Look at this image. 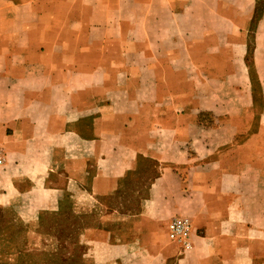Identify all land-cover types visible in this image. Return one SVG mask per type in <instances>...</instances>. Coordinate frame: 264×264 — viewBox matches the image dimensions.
I'll use <instances>...</instances> for the list:
<instances>
[{"label": "crops", "instance_id": "obj_1", "mask_svg": "<svg viewBox=\"0 0 264 264\" xmlns=\"http://www.w3.org/2000/svg\"><path fill=\"white\" fill-rule=\"evenodd\" d=\"M260 1L0 0V208L37 228L67 194L124 205L99 198L157 166L137 217L192 220L176 264H264ZM118 217L83 233L96 264H127Z\"/></svg>", "mask_w": 264, "mask_h": 264}, {"label": "trees", "instance_id": "obj_2", "mask_svg": "<svg viewBox=\"0 0 264 264\" xmlns=\"http://www.w3.org/2000/svg\"><path fill=\"white\" fill-rule=\"evenodd\" d=\"M260 2L263 3V0ZM252 48L253 46L250 44L249 56L252 53ZM155 172L153 170L150 174H155ZM145 175L141 173V168L130 172L123 180L125 187H121L115 196L99 198V201H113L115 198L122 200L123 198L127 202L124 205H120L119 202L110 204L108 203L110 201H107L106 205L107 207L120 206L122 210L131 209L135 212L140 207L143 209V203L148 198L149 188L146 198L143 199L142 206L139 199L134 197V190L144 180ZM157 175L158 171L154 179ZM140 192L138 191L137 194ZM73 200L71 194H67L58 211H45L40 215L38 234L52 236L57 239L60 248L56 253L29 252L26 249L27 240L25 234L21 233L13 225L11 219L13 211L0 208V264H12L9 261H14V264L15 262L18 264H96L92 258L88 257L89 246H85L82 243V238L86 229L102 228L100 216L103 211L98 208L99 211L97 212L80 211L79 213L74 207ZM142 209L139 213H142ZM118 212L122 214L119 209ZM14 257L15 259H13Z\"/></svg>", "mask_w": 264, "mask_h": 264}, {"label": "rangeland", "instance_id": "obj_3", "mask_svg": "<svg viewBox=\"0 0 264 264\" xmlns=\"http://www.w3.org/2000/svg\"><path fill=\"white\" fill-rule=\"evenodd\" d=\"M151 164L155 166V164H153L152 162ZM154 170L157 172L158 167L156 166ZM156 172L155 174L145 175L144 180H142L134 190V197L139 199V201L141 202V206L143 203V199H145L147 196V190L150 183L153 181ZM138 191L141 192L137 194ZM92 204H95V207ZM98 208L102 209L100 211H103L104 213H113L116 210L118 211V209L122 213L120 214L121 218L118 217L116 220H109L105 223V229L113 232V237L110 245L125 243L129 244L130 246L129 251L124 252L122 257L118 258L119 260L127 261V264H176L180 259H183L186 256L182 255L181 252L177 250V244L171 242L168 238L167 229L170 221L166 222L165 220H160L153 221L152 223L147 220L141 221L139 217H137V215L141 214L139 212H141L142 207H140V209L135 212L131 209L122 210L120 206L102 207L95 201H92V203H90V208L86 210L82 209L81 211L97 212L99 211ZM13 216L14 213H12V218ZM176 217L186 216L179 215ZM12 222L13 225L21 233L25 234L27 240L26 249L29 250V252L56 253L60 248V244H58L56 238L48 235H40L41 237H37L33 234L35 230L38 232L39 225L36 228L35 225H31L29 223L25 225V223L19 221ZM135 223L139 224V232L133 229ZM101 225L103 226L102 222ZM82 243H84L85 246H89L87 243H85L84 238H82ZM173 247L174 249H171ZM158 250L160 251V253L157 252ZM164 250L173 251L172 255H169L167 260L162 257V252H164ZM88 257L90 259L92 258L90 256ZM13 259H15V257ZM9 262L14 264V261ZM15 264L18 263L15 262Z\"/></svg>", "mask_w": 264, "mask_h": 264}, {"label": "built area", "instance_id": "obj_4", "mask_svg": "<svg viewBox=\"0 0 264 264\" xmlns=\"http://www.w3.org/2000/svg\"><path fill=\"white\" fill-rule=\"evenodd\" d=\"M6 163V153L0 146V167ZM168 238L171 242L178 244L183 252L192 249L193 222L188 217H174L168 224Z\"/></svg>", "mask_w": 264, "mask_h": 264}]
</instances>
